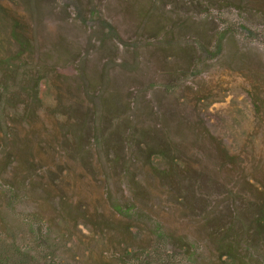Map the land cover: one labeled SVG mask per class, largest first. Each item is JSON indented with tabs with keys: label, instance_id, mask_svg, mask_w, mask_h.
I'll use <instances>...</instances> for the list:
<instances>
[{
	"label": "rangeland",
	"instance_id": "rangeland-1",
	"mask_svg": "<svg viewBox=\"0 0 264 264\" xmlns=\"http://www.w3.org/2000/svg\"><path fill=\"white\" fill-rule=\"evenodd\" d=\"M0 264H264V0H0Z\"/></svg>",
	"mask_w": 264,
	"mask_h": 264
}]
</instances>
